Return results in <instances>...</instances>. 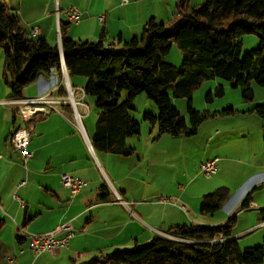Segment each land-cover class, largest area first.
<instances>
[{"label":"crops","instance_id":"crops-1","mask_svg":"<svg viewBox=\"0 0 264 264\" xmlns=\"http://www.w3.org/2000/svg\"><path fill=\"white\" fill-rule=\"evenodd\" d=\"M0 1L17 13L30 38L42 36L50 44L59 46L61 23L64 25L63 33L70 38L93 42L104 38L105 43L119 45L120 41L139 36L151 18L166 25L172 23L178 17L179 0H128L126 3L122 0ZM187 1L199 4L203 0ZM71 6L81 14L76 29L69 27L73 22L68 20L64 11ZM62 64L66 67L63 58L61 69ZM3 70L4 63L1 61L0 264H92L93 260L116 249L147 244L156 235L168 233L176 225L183 224L219 225L235 218L232 238L239 243L243 238L264 230V202L255 195L256 191L264 190V144H261L264 124L262 129L259 121L237 124L235 126L238 127L233 130L228 126H219L205 135L200 171L204 161L217 159V172L208 178L212 182L217 180V187L226 185L230 195L223 203L227 205L225 211L221 208L215 214L203 215L200 210L202 197L210 192L201 194L198 186L192 188L194 183L191 180L188 184H181L186 179L185 159L184 162L176 159L177 162L171 164L176 172L167 179L166 175L170 174L164 175L160 170V160L166 159L169 152L161 146L159 139L168 134L157 135L153 140L132 138L128 146L134 151L129 156L95 149L92 152L88 140L92 141L95 125L89 124L85 134L79 131L70 104L48 115L23 121L17 105L12 103L14 98L20 97L12 96ZM51 76L63 80L62 70L52 68L49 76H41L27 86L21 98L48 93L65 95V89L55 85ZM68 79L77 90L76 98L86 105H79L78 109L87 108L89 112L90 107L84 100L87 77L70 76L68 73ZM61 89L64 90L62 94ZM37 118L40 119L36 121ZM21 127L28 128L31 134L29 150L32 157L26 160L13 148L10 139L12 133ZM152 133H158L156 124H152ZM173 138L164 140L177 144L182 142L177 139L184 137ZM248 139L252 140L251 146L239 144L241 140ZM182 153L181 149L178 150L179 158ZM63 173L84 180L85 185L72 195L70 189L62 184ZM104 186L107 200L100 199ZM170 186L175 190H169ZM114 190L124 203L116 201ZM250 191L251 206L244 209L241 205ZM235 194L237 199L233 197ZM161 197H168L171 201L159 202ZM183 204L188 207V212L181 208ZM63 222H71L76 234L66 247L56 253L36 254L30 248L28 238L18 237L19 234L46 233ZM245 247L254 246L248 244Z\"/></svg>","mask_w":264,"mask_h":264},{"label":"trees","instance_id":"trees-1","mask_svg":"<svg viewBox=\"0 0 264 264\" xmlns=\"http://www.w3.org/2000/svg\"><path fill=\"white\" fill-rule=\"evenodd\" d=\"M177 12L170 26L151 18L139 36L120 41L119 45L105 43L104 38L97 42L75 40L63 33L61 23L67 71L70 76L87 77L85 94L96 98L97 121L92 137L95 150L123 156L133 153L128 142L140 134L141 126L131 110L141 93L158 107V116L145 113L144 120L158 126L159 136L191 137L209 116L191 105L192 92L203 80L218 77L229 81L241 88L245 100L254 98L252 82L264 87V0H205L199 5L179 0ZM246 34H256L260 47L241 58L242 37ZM173 44L183 53L181 66L165 60ZM0 48L5 54L3 77L13 97H22L27 86L41 76H49L52 68L61 70L59 46L42 36L30 38L17 13L3 1ZM216 91L222 95L223 86ZM179 97L190 100L188 118L173 106L172 98ZM252 110L264 119V102ZM234 112L233 106H227L220 114ZM105 188H101V200H107ZM251 194L246 195L242 208L250 207ZM229 195L225 187L205 194L201 213L215 214ZM262 215L264 219V211ZM234 221L176 225L169 236L156 235L147 244L116 249L92 264H264V244L243 252L232 238Z\"/></svg>","mask_w":264,"mask_h":264},{"label":"rangeland","instance_id":"rangeland-1","mask_svg":"<svg viewBox=\"0 0 264 264\" xmlns=\"http://www.w3.org/2000/svg\"><path fill=\"white\" fill-rule=\"evenodd\" d=\"M205 0L201 1L203 3ZM199 3V4H201ZM199 4H191V5H199ZM166 25V24H165ZM170 26V24H167ZM71 29L77 28V23L73 22L70 26ZM78 40V37L75 39ZM260 47V39L256 34H246L242 37V47H241V55L240 57H244L247 53H250L253 49ZM4 50L0 48V62L4 63ZM165 60L175 66H181L184 60V56L182 51L176 44H173L169 53L165 56ZM72 84V83H71ZM221 85L223 86L224 92L222 95L217 94V87ZM251 88L254 92L253 100H245L242 95V90L240 87H235V85L229 81L223 80L221 78H211L206 79L201 82V84L192 92L191 95V105L194 110L200 111L201 113H208L209 116L206 118L198 128L196 134L191 137L179 138L177 144L172 142H166L164 139H175L171 136L165 135L163 138L160 137L161 146L166 148L169 152L168 157L160 160V170L164 175L170 174L168 177L166 175L165 179L171 177V175H175L176 169L174 167H170L172 163L179 161H183L185 159V167H186V179L185 181H181V184H188L189 181H193L194 185L192 188H199L198 191L202 192L201 194H205L208 192H212L216 189V185L218 181L212 182L211 178H208L204 173L200 171V162L203 159L204 154V146L203 143L206 144V134H208L211 130L219 126H228L231 130L236 129L237 124H242L246 122L255 123L259 121V127L262 129L264 120L260 119L255 111H253V107L257 104H261L264 102V87L257 84L256 82L251 83ZM125 94V93H124ZM86 104L90 107L89 112H87V108L80 107L79 112L82 115V123L84 125L85 131L89 124H96L97 121V108H96V98L91 95H86L85 97ZM173 106L179 111L180 114L188 118V107L190 100L187 97H179L172 98ZM227 106H233L235 112L229 115H222L220 111H222ZM131 114L135 118L137 122L140 123L141 129L140 134L134 136L136 140L143 139L147 137V139H156L158 133L153 135L152 133V124L144 120V114H152L158 116V107L156 103L149 99L145 93L139 94L132 103ZM251 108V111L249 110ZM40 119V118H39ZM38 118L36 121L39 120ZM68 120V119H67ZM70 122V120H68ZM189 122V121H188ZM71 123V122H70ZM73 124V123H71ZM153 135V136H152ZM237 138H240L239 135H236ZM133 137V138H134ZM132 139V138H131ZM131 139L129 141H131ZM182 139V140H181ZM238 140V139H237ZM264 144V138L261 139ZM171 141V140H168ZM188 141V142H183ZM252 140L248 139L246 141H240L239 144L245 143V145L251 146ZM185 143V144H183ZM255 143V141H254ZM237 145V144H234ZM182 150V157L179 158L178 150ZM156 150L154 149L153 152ZM177 155V156H176ZM184 162V161H183ZM187 164V166H186ZM184 166H182L183 172ZM215 176V175H214ZM182 179V178H181ZM218 187H227L226 185H220ZM217 187V188H218ZM171 191H174V187L170 186ZM255 195L264 202V190H258L255 192ZM169 196V195H167ZM234 199H237L238 195L235 194L233 196ZM166 198V197H163ZM159 202H162L158 199ZM169 202V201H168ZM264 204V203H262ZM227 208L226 203L222 206V210L225 211ZM258 213V212H256ZM248 244L251 246H258L264 244V230L262 232H258V234H254L253 236H249L247 238H243L241 243H239L241 250L244 252L248 248L245 247Z\"/></svg>","mask_w":264,"mask_h":264},{"label":"built area","instance_id":"built-area-1","mask_svg":"<svg viewBox=\"0 0 264 264\" xmlns=\"http://www.w3.org/2000/svg\"><path fill=\"white\" fill-rule=\"evenodd\" d=\"M128 0H122L123 3H126ZM65 11L67 18L70 22H79L80 21V11L76 7H69ZM59 13V10H57ZM100 19H103V16H99ZM34 32H37V29H34ZM62 74L63 80L61 81L58 77L51 76L54 80L55 85L63 87L66 94H43L36 97L29 98H14L12 103L17 105V110L23 121H31L39 115H48L51 111L61 110V108L70 104L73 106V118L74 123L79 131L85 134L84 125L82 123V115L79 112V105L86 106L82 100L76 98L77 90L73 88L69 79L67 68L62 64ZM59 80V82H58ZM83 91V90H81ZM11 143L15 150L19 151L22 157L26 160L27 158L32 157V152L29 150V144L31 140V134L28 128L21 127L15 130L11 137ZM89 147L92 152H94V147L92 141L88 140ZM0 157L2 155L0 154ZM201 172L204 173L207 177H212L217 172V159H208L201 164ZM62 184L69 188L72 195H75L79 190L85 185V181L72 176L69 173H63L61 175ZM21 184H25L22 182ZM117 196L116 201L118 203H124L122 197L115 191ZM17 197L16 195H14ZM162 202H170L171 199L166 197H161L159 199ZM251 206V205H250ZM181 208L188 212V207L186 204H183ZM76 234V230L71 222H63L58 224L52 231L28 235L19 234L21 238H28L30 248L36 253L41 254L43 252L56 253L58 250L66 247L70 239ZM162 235L169 236L168 233H161Z\"/></svg>","mask_w":264,"mask_h":264},{"label":"water","instance_id":"water-1","mask_svg":"<svg viewBox=\"0 0 264 264\" xmlns=\"http://www.w3.org/2000/svg\"><path fill=\"white\" fill-rule=\"evenodd\" d=\"M59 49H60V52H61V54H62V58H63L62 44L59 45ZM63 62H64V59H63ZM25 210H26V209H25Z\"/></svg>","mask_w":264,"mask_h":264},{"label":"bare ground","instance_id":"bare-ground-1","mask_svg":"<svg viewBox=\"0 0 264 264\" xmlns=\"http://www.w3.org/2000/svg\"><path fill=\"white\" fill-rule=\"evenodd\" d=\"M115 48V47H114ZM112 50V49H111ZM113 51H114V49H113Z\"/></svg>","mask_w":264,"mask_h":264}]
</instances>
